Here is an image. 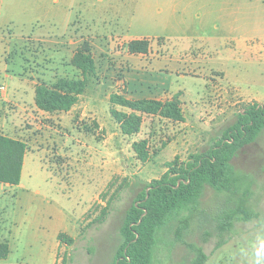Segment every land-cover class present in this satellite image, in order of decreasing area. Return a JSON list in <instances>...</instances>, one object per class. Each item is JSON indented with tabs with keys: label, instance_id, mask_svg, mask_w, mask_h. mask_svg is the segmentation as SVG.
<instances>
[{
	"label": "rangeland",
	"instance_id": "rangeland-1",
	"mask_svg": "<svg viewBox=\"0 0 264 264\" xmlns=\"http://www.w3.org/2000/svg\"><path fill=\"white\" fill-rule=\"evenodd\" d=\"M138 38L150 40L143 58L127 49ZM85 45L96 71L78 102L38 109L33 87L80 77L71 57ZM124 81L137 98L181 92L184 121L143 114L139 132L123 135L109 95ZM1 86L0 133L25 153L19 184L0 182V241L10 248L0 264H112L142 183L211 146L247 104H264V0H0ZM142 139L145 162L132 147ZM231 163L257 216L220 231L219 212L238 194L207 187L193 212L158 231L152 264H190L191 244L204 264H264V129Z\"/></svg>",
	"mask_w": 264,
	"mask_h": 264
},
{
	"label": "trees",
	"instance_id": "trees-1",
	"mask_svg": "<svg viewBox=\"0 0 264 264\" xmlns=\"http://www.w3.org/2000/svg\"><path fill=\"white\" fill-rule=\"evenodd\" d=\"M150 40L132 39L127 49L133 54H146ZM71 64L80 70V77H59L50 84L39 83L34 88V104L45 112H67L79 99L88 85V76L95 74L96 65L87 45L78 48ZM109 113L123 135L132 136L139 132L142 115H157L174 122L184 121L179 93L165 100L155 98L130 99L119 92L109 95ZM115 106H119L120 109ZM264 129V104L254 102L239 110L236 120L221 130L211 146L191 154L178 162L177 156L168 162L167 170L159 177L143 182L134 199L125 210L119 233L121 244L112 264H152L153 248L158 231L173 216L181 212H193L203 191L210 187L217 192L238 194L244 177L237 173L231 163L238 149L252 143ZM136 157L145 162L149 158L146 139L132 144ZM24 143L0 133V182L17 184L20 180ZM248 190L237 195L235 205L221 210L218 217L220 231H229L234 220H250L257 213L247 205ZM105 214V210H103ZM181 228L186 219L179 220ZM58 241L70 244L72 238L64 232L57 234ZM222 241L218 243L220 246ZM194 257L190 264H204L207 254L200 246L190 245ZM9 245L0 241V259L9 254Z\"/></svg>",
	"mask_w": 264,
	"mask_h": 264
},
{
	"label": "crops",
	"instance_id": "crops-1",
	"mask_svg": "<svg viewBox=\"0 0 264 264\" xmlns=\"http://www.w3.org/2000/svg\"><path fill=\"white\" fill-rule=\"evenodd\" d=\"M138 39H140V38H138ZM74 54V53H73ZM131 55H134L133 53H130ZM136 55V54H135ZM138 55H144V54H138ZM138 55H136V56H138ZM73 56V55H72ZM138 57H142V56H138ZM72 58V57H71ZM129 58H131V56L129 57ZM143 58V57H142ZM72 65V64H71ZM73 66V65H72ZM74 67V66H73ZM88 83H89V81H88ZM118 86L117 87H119V88H122L123 90H121V91H117V92H119V93H122V94H124L127 98H130V99H139V98H137L136 96H133L132 94H129L128 92H127V86H126V82L124 81L123 83H121V82H119L118 84H117ZM88 86V85H87ZM33 88H35V86L33 87ZM87 88V87H86ZM2 89V90H1ZM3 87L1 86L0 87V97L1 98H3V100L4 101H9V97H8V95H6L4 92H3ZM86 90V89H85ZM83 94V93H82ZM81 94V95H82ZM179 94H181V92L179 93ZM80 95V96H81ZM79 96V97H80ZM169 97L168 95H164V96H162V97H159V96H155V97H148V98H155V99H161V98H163V97ZM171 96V95H170ZM181 96V95H180ZM33 100H34V98H33ZM79 100V99H78ZM182 111H183V109H182ZM183 115H184V113H183ZM117 124V123H116ZM118 125V124H117ZM9 136V135H8ZM11 137V136H10ZM22 169H23V166H22ZM22 169H21V173H22ZM21 173H20V180H21ZM19 180V181H20ZM18 184H19V182H18ZM10 249V248H9ZM9 253H10V251H9ZM9 255V254H8ZM8 257V256H7ZM6 257V258H7Z\"/></svg>",
	"mask_w": 264,
	"mask_h": 264
}]
</instances>
